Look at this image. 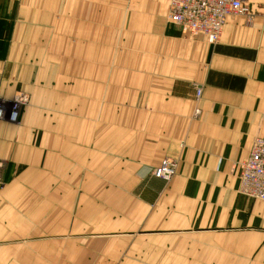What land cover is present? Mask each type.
<instances>
[{
	"label": "crops",
	"instance_id": "obj_1",
	"mask_svg": "<svg viewBox=\"0 0 264 264\" xmlns=\"http://www.w3.org/2000/svg\"><path fill=\"white\" fill-rule=\"evenodd\" d=\"M136 1L0 0V264H264V0L214 45Z\"/></svg>",
	"mask_w": 264,
	"mask_h": 264
},
{
	"label": "built area",
	"instance_id": "obj_2",
	"mask_svg": "<svg viewBox=\"0 0 264 264\" xmlns=\"http://www.w3.org/2000/svg\"><path fill=\"white\" fill-rule=\"evenodd\" d=\"M245 0H169L167 21L190 38L201 37L210 45L216 44L227 19L244 17L248 9ZM201 94L196 89V98ZM26 98L17 95L11 100L0 98V121L17 124ZM199 111H195L197 115ZM178 162L170 158L161 160L153 176L170 181L177 173ZM238 193L249 199L264 202V139L253 140L249 156L238 165Z\"/></svg>",
	"mask_w": 264,
	"mask_h": 264
},
{
	"label": "rangeland",
	"instance_id": "obj_3",
	"mask_svg": "<svg viewBox=\"0 0 264 264\" xmlns=\"http://www.w3.org/2000/svg\"><path fill=\"white\" fill-rule=\"evenodd\" d=\"M130 1H132V3H133V7H134V9H133V13H134V15H136L137 13H138V7L136 8V3H137V1L136 0H129V2ZM141 1L142 0H140V3H141ZM143 4V3H142ZM143 8V7H142ZM165 8V7H164ZM159 9H160V7H159ZM158 9V10H159ZM156 11L158 14L156 15V18H155V21H154V25L152 26V28H150L149 30H148V32L151 34V35H153V34H159V31H158V28H155V26L156 25H159V23H160V20L161 19H164L165 21L167 20V8H165V12H163V14H164V17H161V16H159V11ZM140 14L143 16V14H144V12H143V9H142V12L140 11ZM153 16H155V15H152V17ZM142 33H143V31H142ZM2 169H3V164H1L0 163V171H2Z\"/></svg>",
	"mask_w": 264,
	"mask_h": 264
}]
</instances>
